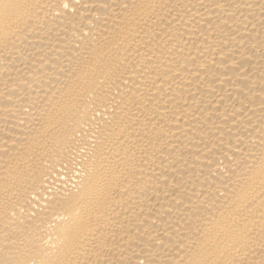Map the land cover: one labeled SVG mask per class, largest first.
<instances>
[{
    "label": "bare ground",
    "instance_id": "6f19581e",
    "mask_svg": "<svg viewBox=\"0 0 264 264\" xmlns=\"http://www.w3.org/2000/svg\"><path fill=\"white\" fill-rule=\"evenodd\" d=\"M0 264H264V0H0Z\"/></svg>",
    "mask_w": 264,
    "mask_h": 264
}]
</instances>
